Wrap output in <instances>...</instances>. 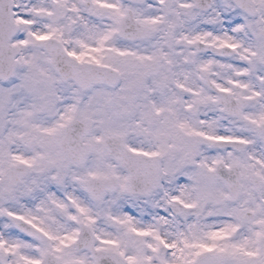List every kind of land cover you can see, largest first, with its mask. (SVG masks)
<instances>
[{"label":"snow or ice","instance_id":"6c2138e0","mask_svg":"<svg viewBox=\"0 0 264 264\" xmlns=\"http://www.w3.org/2000/svg\"><path fill=\"white\" fill-rule=\"evenodd\" d=\"M0 264H264V0H0Z\"/></svg>","mask_w":264,"mask_h":264}]
</instances>
